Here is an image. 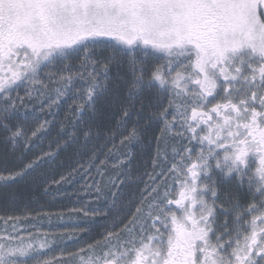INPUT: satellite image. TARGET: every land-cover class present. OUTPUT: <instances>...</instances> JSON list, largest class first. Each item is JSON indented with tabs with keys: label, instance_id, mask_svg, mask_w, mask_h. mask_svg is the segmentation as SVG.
I'll list each match as a JSON object with an SVG mask.
<instances>
[{
	"label": "snow or ice",
	"instance_id": "obj_1",
	"mask_svg": "<svg viewBox=\"0 0 264 264\" xmlns=\"http://www.w3.org/2000/svg\"><path fill=\"white\" fill-rule=\"evenodd\" d=\"M66 97L77 119L56 152L0 172V187L118 135L152 149L153 172L127 223L65 264H264V0H0L4 141L30 149L48 122L28 135L11 118ZM48 243L0 235V264H60L36 258Z\"/></svg>",
	"mask_w": 264,
	"mask_h": 264
},
{
	"label": "trees",
	"instance_id": "obj_2",
	"mask_svg": "<svg viewBox=\"0 0 264 264\" xmlns=\"http://www.w3.org/2000/svg\"><path fill=\"white\" fill-rule=\"evenodd\" d=\"M45 71H49V69H45ZM17 91L21 96H24L23 88ZM15 94L13 93V95ZM72 103V99L66 97L59 103L58 107L53 106L49 108L48 103L43 98H38L28 102L26 108H22L16 116L12 117L10 122L13 124H22L28 130V135H31V131L38 127L39 124L45 121L48 124L43 133L33 138L32 144L34 146H30V149H25L22 141L13 148L10 143L4 141V133L0 131V172H5L6 174V170L18 168L22 163H27L34 155L40 154L41 152H56V141L58 134L61 132V125L68 131H71L72 123L70 121L77 119L76 114L69 109ZM25 116L28 117L27 120H25ZM91 118V113L85 114L86 120ZM116 119L118 117L112 119L111 123L113 125ZM155 131H158L157 126H153V132ZM126 151L131 153L126 164L113 169H106V166L103 168L106 173L105 177L109 175V172H107L109 170H113V176L117 177V184L119 186L116 195L117 198L119 196L121 197V208H125L128 205V207L131 205L136 207L141 198V190L145 187V183L144 185L141 183L145 182L142 174H151L153 172V152L151 148L142 149L139 145L121 146L120 136L118 135L115 141H110L103 137L94 139L88 145L87 154L83 156L76 154L71 148L59 151L52 161L46 162L38 170L43 173V176L37 181L28 178L18 180L9 184L7 187H0V217H12L13 219L19 217V219L32 220L39 213L54 215L65 211H68L62 214L65 218H68L73 213L79 217L81 213L75 210L81 209L79 208L82 206L81 202L90 198V196L81 198V180H83L81 170H87L88 165L86 161L88 157L94 152L98 157L95 161L97 165L101 161H104L106 165L107 163H113L115 166L116 161L119 160L118 155H122ZM103 168L98 172L96 167H92L90 171L87 170L88 176H101ZM74 169L76 171H73ZM35 175L37 173L33 174V176ZM61 177H65L66 179L61 180ZM139 179L140 181H138ZM150 182L149 180L148 183ZM123 213L126 212L120 210L119 213L114 215H118L117 217L119 219ZM108 216V222L89 218L88 222L81 223L78 219L73 225L70 223L68 225L71 230H77L80 234L81 231H85V233L89 232V236L92 239L96 237L93 236L96 232H99L114 220H111L113 216L112 212L107 213Z\"/></svg>",
	"mask_w": 264,
	"mask_h": 264
},
{
	"label": "rangeland",
	"instance_id": "obj_3",
	"mask_svg": "<svg viewBox=\"0 0 264 264\" xmlns=\"http://www.w3.org/2000/svg\"><path fill=\"white\" fill-rule=\"evenodd\" d=\"M128 151L123 153L122 155H118L119 160L116 161V165L119 161H125L124 164L128 161V156L126 155ZM123 164V165H124ZM114 166L113 163L104 164L106 169L117 168L118 166ZM109 175L105 177L104 168L102 169L101 176L98 177H89L88 171L85 169L81 170L82 178L81 180V198L90 196V198L83 200L82 206H80L78 210L81 213L79 217L73 213L68 218H65L63 213H56L54 215H44L40 214L31 219H13L15 223L12 221L5 222L7 218L0 219V235L6 234L7 232H12L15 230L21 236L28 237L31 235L33 238H38L39 240H47L49 241L48 246L44 249H39V255H37V259L40 261L49 260V261H59L60 264H65L67 261V257L71 253L77 252L79 249L86 248L88 244L93 243L96 240H99L102 234L107 231L116 230V228L123 226L124 223H127L131 214L135 211V206L131 205L130 207L121 208L122 201H120L121 197L117 198V190L119 184H117V177H114L113 170L107 171ZM143 178H145V182H141L142 185L144 183L149 182L148 175L142 174ZM115 182V186L113 184ZM140 181V179L138 180ZM117 184V185H116ZM97 189H99V194L97 193ZM115 193V195H113ZM126 212L123 213L122 216L114 215L119 213V211ZM113 213L111 223L107 224V226L103 227L99 232H96L91 239L89 232L81 231V234L77 230H71L69 227L70 224L76 223V220H80L82 222H88L89 218L100 219L104 222L109 221V216L107 217V213ZM132 212V213H131ZM84 213H87L85 215ZM122 223V224H120ZM116 225V228L113 225ZM120 224V225H119ZM70 225V226H72ZM81 236V237H80ZM80 240L78 241V239ZM32 264V262H30Z\"/></svg>",
	"mask_w": 264,
	"mask_h": 264
},
{
	"label": "flooded vegetation",
	"instance_id": "obj_4",
	"mask_svg": "<svg viewBox=\"0 0 264 264\" xmlns=\"http://www.w3.org/2000/svg\"><path fill=\"white\" fill-rule=\"evenodd\" d=\"M239 191H240L241 193H243V192H245V189H240ZM245 200H247V196H243V197H242V203H243Z\"/></svg>",
	"mask_w": 264,
	"mask_h": 264
}]
</instances>
